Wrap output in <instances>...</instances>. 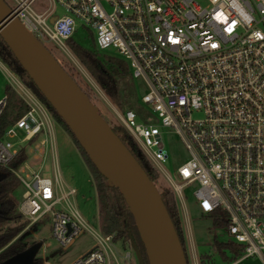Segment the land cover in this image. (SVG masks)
<instances>
[{"label": "built area", "instance_id": "built-area-1", "mask_svg": "<svg viewBox=\"0 0 264 264\" xmlns=\"http://www.w3.org/2000/svg\"><path fill=\"white\" fill-rule=\"evenodd\" d=\"M10 1L12 6L3 0L43 46L51 43L68 53L65 42L78 25L93 33L97 50H113L125 61L129 78L144 91L135 101L137 111L125 106L120 113L111 106L115 125L168 183L177 202H184L182 190L193 185L199 214L239 248L232 262L257 257L264 264V0H48L63 9L60 17L48 7L34 13L36 0ZM0 69L25 105L0 134V167L21 188L17 213L28 226L46 219L61 249L82 229L89 231L93 246L70 264H109L116 251L113 234L87 226L73 205L75 189L59 178L51 114L1 61ZM6 101L4 95L0 116ZM16 130L23 136L14 143ZM168 132L188 155L174 169L177 181L163 168L162 136ZM33 138L40 144L49 139L50 145L29 156ZM25 143L27 158L14 169L10 162ZM45 153L53 159L52 179L39 173ZM30 158L40 161L37 170Z\"/></svg>", "mask_w": 264, "mask_h": 264}, {"label": "rangeland", "instance_id": "rangeland-1", "mask_svg": "<svg viewBox=\"0 0 264 264\" xmlns=\"http://www.w3.org/2000/svg\"><path fill=\"white\" fill-rule=\"evenodd\" d=\"M4 1L9 6H12V2L10 0ZM47 7L52 10L53 16L60 17L64 14L63 9L55 1L50 2L48 0H36L31 6V10L34 13L39 14ZM72 40L77 46L87 52L95 54L99 59L104 61H119L127 68L125 61L117 56L113 50H97L93 42V33L88 29L76 25L75 32L72 35ZM44 47L56 60L59 66L66 72V74L85 93L89 101L96 106L98 113L110 127L118 126L115 125L118 122V119L114 114L112 107L119 110L120 113H122V109L125 106L137 111L135 101H138L139 96L144 90L140 83L129 78L128 74L127 76L119 79L120 85L122 89H124L127 103H123L121 107H118L105 96L86 69L72 54L69 53L70 51H67L69 54L64 53L51 43L44 44ZM8 83V77L3 70L0 69V100H2L5 95L4 90L6 86H8ZM133 87L135 88L134 93ZM11 92L13 93L14 98L20 101L17 94L12 90ZM21 102L23 103V101ZM7 111L10 115H13L15 112L14 108L11 109L10 107H8ZM22 136L23 132L16 130V136L11 138L10 141L15 143ZM162 138L167 151V159L163 163V168L168 172L174 181H177L174 169L188 158L187 152L179 141L177 135L174 133H164ZM51 139L54 146L55 159L61 181L75 189V193L73 195V205L76 211L90 229L105 234L102 231L103 218L98 219L97 216L98 207L95 198V185H97V179L94 176L92 169L86 163L80 150L75 146L70 134L65 131L53 119V117L51 118ZM39 141L40 140L34 141L33 145H29V156L38 148H41L40 154H42L44 147L50 145L49 139L44 144H40ZM22 146L25 147L26 143L22 144ZM28 149L26 150L28 151ZM51 161H53L51 155L45 153L43 164L39 172L41 176H46L52 179L54 171L52 172ZM29 163L33 170H37L40 161L30 158ZM154 183L159 193L162 190L172 192L168 183L165 182L163 178L157 176ZM192 189L193 185L182 190L184 197V202H182V204L175 200V196L172 192L176 210L179 213L181 225L183 227L182 231L185 237L184 244L187 262H189V264L193 262L194 253L187 244V241L191 239L196 256L206 254L213 264H262L257 257H247L236 262H230L227 260L224 261L221 258L220 254L213 248V242L215 240L218 242L228 241V237L225 230L216 226L210 217L199 214L191 196ZM20 194L21 188L18 184H16L11 192V196L15 202L19 201ZM184 212L186 213L187 223L184 221ZM22 220L20 218V221ZM12 225L13 224L10 223V226ZM4 228L5 227L0 228V234ZM17 237H19L25 246L35 242L40 244L37 256L42 259V264H70L73 260L90 249L94 244V239L89 231L82 229L65 248L61 249L58 245H56L55 241L51 237L49 222L46 219H43L29 226L26 223L22 230H20L4 247L0 248V251ZM113 245L114 249L120 256V262H118V264H137L136 258L129 246V240L125 241L123 239H118ZM226 254L228 255L227 252ZM125 255H127V257ZM109 264H116L111 257L109 259Z\"/></svg>", "mask_w": 264, "mask_h": 264}, {"label": "water", "instance_id": "water-1", "mask_svg": "<svg viewBox=\"0 0 264 264\" xmlns=\"http://www.w3.org/2000/svg\"><path fill=\"white\" fill-rule=\"evenodd\" d=\"M54 19L50 20V24ZM0 39L43 99L64 122L108 187H117L130 213L147 264H187L159 192L140 164L100 116L95 105L59 66L47 49L30 35L0 0ZM136 155L139 157L140 152ZM137 264L143 258L129 235ZM40 247V244H35ZM31 247L0 264H28Z\"/></svg>", "mask_w": 264, "mask_h": 264}, {"label": "trees", "instance_id": "trees-1", "mask_svg": "<svg viewBox=\"0 0 264 264\" xmlns=\"http://www.w3.org/2000/svg\"><path fill=\"white\" fill-rule=\"evenodd\" d=\"M65 43L70 53L86 69L97 86L110 101H112L118 107H121L123 103H127L124 89H122L119 80L120 78L127 76V68L123 66L121 62L115 60L104 61L99 59L95 54L87 52L77 46L73 42L72 37ZM0 61L11 71H14V68L17 65L12 54L1 39ZM17 76L22 81V83L32 92V94L46 106L47 110L51 114V117H53V119L70 134V131L68 130L64 122L55 113L52 107L43 99V97L33 86L32 82L26 76V74L22 72ZM4 93L7 101L6 106L0 116V134L9 123H11L25 110V105H23L21 101H18L14 98V95L9 87L6 86ZM8 107H10L11 109L14 108L15 112L13 113V115H10V113H8ZM111 129L124 144V146L129 150V152L136 158L138 163H145V161L140 156L138 157L136 155L137 149L124 129L120 126H112ZM70 136L97 179V185H95L96 198L98 202L97 216L98 219L103 218V233L113 234L112 239L114 242H116L118 239L128 241L129 235H131L135 245L142 255L143 264H147L141 242L138 238L135 226L133 224L132 217L128 212V209L118 188L108 187L105 185L104 178L91 164L87 156L84 154L83 150L77 144L74 137L71 134ZM34 139L35 138L31 139L29 144L32 143ZM27 155L28 154L26 147H22L18 150V152L11 160L10 166L14 169H19L22 163L27 158ZM146 174L152 182L155 181L157 174L152 169H149ZM16 184L17 179L15 178V176L6 168L0 167V228L5 227L0 234V248L4 247L20 230H22L23 227H25L27 223V221L24 219L22 220V218L17 213L16 202L11 196V192ZM159 195L173 224L179 242L182 246L184 255L186 257L181 221L179 213L176 210L172 192H169L168 190H162ZM20 218L22 221H20ZM10 223H12L13 225L10 226ZM25 248L26 246L19 239V237H17L14 241L10 242L5 248H3V250L0 251V262L12 257L16 253L21 252ZM213 248L220 254L221 258L224 261L227 260L232 262L240 254L239 248L232 242L227 240L224 242H218L215 240L213 242ZM226 252L228 253V255L226 254ZM198 259L200 264H213V262L206 254L200 255ZM38 264H42L41 258H38Z\"/></svg>", "mask_w": 264, "mask_h": 264}, {"label": "crops", "instance_id": "crops-1", "mask_svg": "<svg viewBox=\"0 0 264 264\" xmlns=\"http://www.w3.org/2000/svg\"><path fill=\"white\" fill-rule=\"evenodd\" d=\"M56 165H57V162H56ZM58 169V168H57ZM58 175H59V178H60V174H59V172H58ZM60 180H61V178H60ZM62 182V181H61ZM63 183V182H62ZM65 184V183H64ZM66 186H68L67 184H66ZM70 187V186H69ZM95 198H96V194H95ZM96 201H97V198H96ZM97 207H98V202H97ZM181 221V220H180ZM184 221H186V223H187V217H186V215L184 214ZM182 226V225H181ZM182 230H183V227H182ZM183 240H184V242H185V237H184V233H183ZM187 244H188V246H189V248L193 251V253H194V256H193V262H191L190 264H200L199 263V256H196V254H195V252H194V249H193V244H192V241H191V239H189V241H187ZM184 248H185V244H184ZM119 258H120V256L118 255V253L115 251V255H114V258H112L113 260H114V262L116 263V264H118V262H120V260H119ZM187 264H189V262H187Z\"/></svg>", "mask_w": 264, "mask_h": 264}, {"label": "flooded vegetation", "instance_id": "flooded-vegetation-1", "mask_svg": "<svg viewBox=\"0 0 264 264\" xmlns=\"http://www.w3.org/2000/svg\"><path fill=\"white\" fill-rule=\"evenodd\" d=\"M38 242H35V243H32V244H30V245H28V246H26V248H28V247H31V249H30V251H29V256L30 255H32V253H34L33 254V257H32V261H30L29 259H28V264H38V258H40L39 256H37V253L39 252V246L38 247H36V245L35 244H37ZM25 248V249H26Z\"/></svg>", "mask_w": 264, "mask_h": 264}]
</instances>
